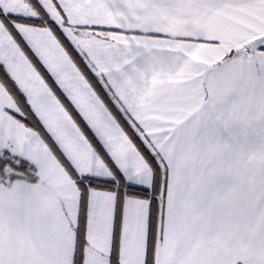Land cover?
<instances>
[{
    "label": "snow or ice",
    "instance_id": "obj_1",
    "mask_svg": "<svg viewBox=\"0 0 264 264\" xmlns=\"http://www.w3.org/2000/svg\"><path fill=\"white\" fill-rule=\"evenodd\" d=\"M0 264H264V0H0Z\"/></svg>",
    "mask_w": 264,
    "mask_h": 264
}]
</instances>
